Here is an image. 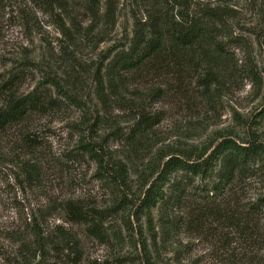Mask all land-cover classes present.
Masks as SVG:
<instances>
[{
  "label": "rangeland",
  "instance_id": "1",
  "mask_svg": "<svg viewBox=\"0 0 264 264\" xmlns=\"http://www.w3.org/2000/svg\"><path fill=\"white\" fill-rule=\"evenodd\" d=\"M70 1L75 26L65 22L87 36L76 42L61 33L59 10L0 0V76L20 72V93L39 89L58 104L0 131V264H264V216L255 228L245 215L249 198L264 194L263 160L254 183L227 191L223 219L194 186H182L178 203L166 186L157 208L136 214L135 205L155 157L171 147H208L225 130L249 128L264 143V0H117L113 24L108 0ZM215 9L228 14L218 34L227 53L203 42L175 52L174 36ZM137 35L164 39L166 48L129 78L123 108L104 106L99 72ZM208 70L221 75L209 89ZM141 113L158 124L132 141ZM26 125L41 145L23 141ZM101 147L126 164V186L87 152ZM68 203L103 217L96 234L94 224L72 221ZM234 204L240 226L225 220Z\"/></svg>",
  "mask_w": 264,
  "mask_h": 264
},
{
  "label": "trees",
  "instance_id": "2",
  "mask_svg": "<svg viewBox=\"0 0 264 264\" xmlns=\"http://www.w3.org/2000/svg\"><path fill=\"white\" fill-rule=\"evenodd\" d=\"M33 1L39 7L57 9L63 14V18L60 19V31L68 40L76 42L83 36L87 37L79 30L72 31L71 24L68 26L65 22V18L70 19L72 25L75 26L72 17L73 6L70 0ZM98 1L92 0L91 6ZM116 3L117 0H108L105 17L109 24H113L115 21ZM92 11L94 12V9ZM206 16L208 17L207 21H194L174 36L172 46L175 52L182 53L187 49L198 47L203 42L213 47L219 57L227 53L225 43L219 41L218 34L222 31L228 14H225L224 10L215 9ZM165 45L164 39L148 40L137 35L131 40L128 47L123 46L117 50L105 67L104 74L101 75L99 72L98 75V95L102 105L107 106L116 101L118 102L117 106L123 108L122 104L128 102L120 97V91L125 92V89L129 88V78L133 73L161 57L166 48ZM206 78L208 89L211 84L221 82V75L217 71L208 70ZM23 80V75L15 70L8 77L0 76V131L25 124L34 115L45 114L51 108L58 107V104H55L57 100L39 89L30 93H20V84ZM52 84L56 85L57 83L53 81ZM135 116L134 120L137 119V121L130 134L132 141L148 136L155 124H158L154 123L151 115L141 113ZM24 130L22 139L26 144L32 147L41 145L42 139L37 138V134L31 133L30 127L26 125ZM87 152L91 153L101 170H105L110 178H115L119 186L127 185L129 173L125 163L120 160L116 161L102 147L99 149L89 148ZM261 160L264 162V143L250 128L244 130L243 133L233 129L225 130L219 133L218 140L208 147L188 146L183 149L171 147L163 156L155 157L148 180L145 181L143 196L135 204L137 206L136 214L138 211L157 208L159 202L166 197V186L176 194L172 195L170 199L177 203L181 199L177 192H180L182 186H194V192H197L198 195L201 194L200 198L205 203L213 204L210 211L222 218L223 214L219 206L221 201L225 200L227 191L232 190L238 182L254 183L253 180L260 171L258 163ZM30 172L33 174L34 168ZM235 200L237 204L236 197ZM236 204H234L232 215L225 220L240 226L241 224L237 223L238 205ZM245 206L247 208L246 220L254 227L257 226L258 223L255 224L254 221L264 216V194L257 198H249ZM65 209L72 221L88 226L94 224L92 226L94 230L90 232L97 233L98 225L95 221L103 217L96 210L87 212L73 203H68ZM262 229L264 230V228Z\"/></svg>",
  "mask_w": 264,
  "mask_h": 264
}]
</instances>
